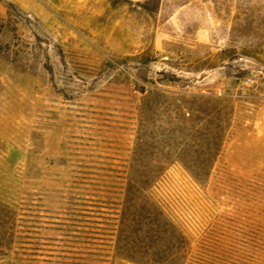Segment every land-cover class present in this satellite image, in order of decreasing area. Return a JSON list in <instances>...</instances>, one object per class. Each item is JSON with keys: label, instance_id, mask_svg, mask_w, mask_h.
I'll return each mask as SVG.
<instances>
[{"label": "rangeland", "instance_id": "obj_1", "mask_svg": "<svg viewBox=\"0 0 264 264\" xmlns=\"http://www.w3.org/2000/svg\"><path fill=\"white\" fill-rule=\"evenodd\" d=\"M0 264H264V0H0Z\"/></svg>", "mask_w": 264, "mask_h": 264}, {"label": "trees", "instance_id": "obj_2", "mask_svg": "<svg viewBox=\"0 0 264 264\" xmlns=\"http://www.w3.org/2000/svg\"><path fill=\"white\" fill-rule=\"evenodd\" d=\"M200 99H202L204 102L207 101V99L205 100L203 97H201ZM188 171L194 176L195 179L200 180L202 179V177H205L207 170L205 168H200V167H194V168H187ZM146 185H135V193H137L138 195L143 197V192L145 191ZM147 213L149 214V216L155 217V216H160V214H158L156 208L154 206H149L147 209ZM181 239H183V237L181 236Z\"/></svg>", "mask_w": 264, "mask_h": 264}, {"label": "built area", "instance_id": "obj_3", "mask_svg": "<svg viewBox=\"0 0 264 264\" xmlns=\"http://www.w3.org/2000/svg\"><path fill=\"white\" fill-rule=\"evenodd\" d=\"M250 82H251V80H247V81H246V84H248V83H250Z\"/></svg>", "mask_w": 264, "mask_h": 264}]
</instances>
